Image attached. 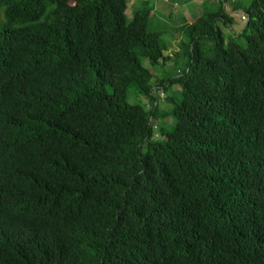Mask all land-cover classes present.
Masks as SVG:
<instances>
[{
	"label": "trees",
	"instance_id": "1",
	"mask_svg": "<svg viewBox=\"0 0 264 264\" xmlns=\"http://www.w3.org/2000/svg\"><path fill=\"white\" fill-rule=\"evenodd\" d=\"M127 7L0 0V264H264V0Z\"/></svg>",
	"mask_w": 264,
	"mask_h": 264
},
{
	"label": "crops",
	"instance_id": "2",
	"mask_svg": "<svg viewBox=\"0 0 264 264\" xmlns=\"http://www.w3.org/2000/svg\"><path fill=\"white\" fill-rule=\"evenodd\" d=\"M165 2L167 3L166 6H163L164 14L167 15L169 12L173 11L174 17L178 18L179 20L176 26L181 24V19L184 17L187 22L185 29L189 27V25L194 21L196 16L200 15L201 11H197V8H200L204 3L203 1L196 3L194 0H185V4L188 6L189 10L187 9L182 10V9H177V5H178L177 0H166ZM233 18L234 19L232 21L231 26L226 29L224 28L226 34L236 32L235 24L240 25V29L238 30L240 31L245 23V21L241 20L240 15L238 17L233 15ZM183 33L184 32L173 33L172 35L167 37V41L169 42L168 50L171 51L178 50L179 48L178 46H180L179 43L182 40Z\"/></svg>",
	"mask_w": 264,
	"mask_h": 264
},
{
	"label": "rangeland",
	"instance_id": "3",
	"mask_svg": "<svg viewBox=\"0 0 264 264\" xmlns=\"http://www.w3.org/2000/svg\"><path fill=\"white\" fill-rule=\"evenodd\" d=\"M149 1V4L152 6V21H155V22H160V23H166L165 25H170L173 23H170L168 24L166 21L169 20L167 19L168 16H165L163 14H161L160 12H163L161 11V8H163V6H166V3L165 2L166 0H148ZM196 3H199V2H205V0H194ZM178 2V5H177V9H182V10H189L188 6L185 4V0H177ZM141 3V0H127V4H128V7H127V10H126V14L127 15H131L132 14V10L133 8L139 6ZM197 11H202V8H197ZM241 14L240 11H236L233 13L234 16H239ZM244 21V19H241ZM172 21L176 22V24L179 22L178 18L174 17L172 19ZM240 29V25L238 24H235V31L238 32V30ZM170 36L169 33H166V35H164V37L167 39V37ZM144 64L148 66V63L147 61H144ZM159 76H164L162 74H160ZM171 93V92H169ZM131 95H134L133 93H130V100L132 101L131 99Z\"/></svg>",
	"mask_w": 264,
	"mask_h": 264
},
{
	"label": "built area",
	"instance_id": "4",
	"mask_svg": "<svg viewBox=\"0 0 264 264\" xmlns=\"http://www.w3.org/2000/svg\"><path fill=\"white\" fill-rule=\"evenodd\" d=\"M241 19H245V16L244 15H241Z\"/></svg>",
	"mask_w": 264,
	"mask_h": 264
},
{
	"label": "clouds",
	"instance_id": "5",
	"mask_svg": "<svg viewBox=\"0 0 264 264\" xmlns=\"http://www.w3.org/2000/svg\"><path fill=\"white\" fill-rule=\"evenodd\" d=\"M241 15H243V14H240V18H241ZM244 21H245V19H244Z\"/></svg>",
	"mask_w": 264,
	"mask_h": 264
}]
</instances>
